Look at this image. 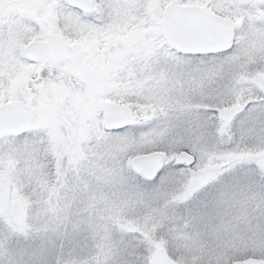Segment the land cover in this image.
Here are the masks:
<instances>
[{"label": "snow or ice", "instance_id": "6c2138e0", "mask_svg": "<svg viewBox=\"0 0 264 264\" xmlns=\"http://www.w3.org/2000/svg\"><path fill=\"white\" fill-rule=\"evenodd\" d=\"M0 264H264V0H0Z\"/></svg>", "mask_w": 264, "mask_h": 264}]
</instances>
